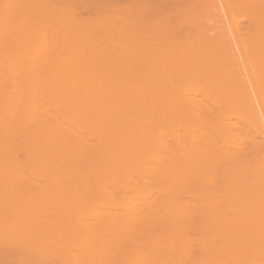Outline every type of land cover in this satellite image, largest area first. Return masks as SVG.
<instances>
[{"label": "bare ground", "instance_id": "6f19581e", "mask_svg": "<svg viewBox=\"0 0 264 264\" xmlns=\"http://www.w3.org/2000/svg\"><path fill=\"white\" fill-rule=\"evenodd\" d=\"M242 1L239 14L236 0H207L204 37L153 45L127 19L101 42L49 0H0V243L101 264L110 230L200 223L263 235L264 28L239 18L264 23V0ZM138 250H117L118 264L153 263ZM249 252L242 264H264Z\"/></svg>", "mask_w": 264, "mask_h": 264}, {"label": "rangeland", "instance_id": "374dc122", "mask_svg": "<svg viewBox=\"0 0 264 264\" xmlns=\"http://www.w3.org/2000/svg\"><path fill=\"white\" fill-rule=\"evenodd\" d=\"M149 1L155 2L154 5H156V7L153 5L151 10L148 9L145 4L146 0L143 2L133 0H70V2L69 0H49V3L52 4L53 7H57L65 11L68 10V13H72V17L77 22L89 28L93 34V38L101 42H104L107 38V29L116 28L117 25L115 24H118V22L123 19H127L129 23L137 24L139 26L138 34L146 36L147 42L153 45H162L164 43H185L202 38L205 33L208 32L206 29V26L208 25V22L206 21L207 0ZM160 2L161 4H165L161 5ZM168 3L170 4L168 5ZM235 3L239 6V14L240 12L244 13L248 11V7H246V4L242 0H236ZM171 4L173 5L171 6ZM160 5L167 9L164 10L161 7L159 8ZM261 15H264V11L261 12ZM239 20L242 21H240L241 26L246 30H250V32H256L260 28H264V23L258 22L249 14H247L246 17L241 16ZM106 21L110 22L108 23V26L105 23ZM114 21H116V23ZM195 25L196 28L194 27ZM193 30H195V32ZM190 31H193L195 35ZM174 32L176 33L175 37L173 35ZM199 98H201V95ZM205 100L207 99L203 98L204 104L216 114L218 110L217 107L212 105L210 101ZM250 135L253 137V140H257L252 133ZM243 150L245 153H249L247 154L249 158L245 161V163L241 164V168H244L247 171L246 177L253 180L256 178L258 162L254 157H252V153H250L252 151V141L250 139L244 140ZM89 186H91L92 192L94 193L92 188L94 185L89 182ZM65 189L69 191L72 196L79 193L78 187L74 185L68 186L65 184ZM111 190L117 198V196H119L118 189L112 187ZM93 195L96 196V198L99 197V201L103 199V196L98 195V193ZM183 199L186 200L187 198L183 197ZM194 201L200 205L198 200ZM181 225L182 224L178 225V227ZM229 226L231 228H229ZM173 227L174 226L171 224L142 225L140 228L133 229L132 231L110 230L106 233H102L100 240L97 241V244L104 247L101 264H106L105 262H107V264H111L112 261L118 264L122 258L121 255L115 253L125 252L134 244L136 248H139V256L142 255L141 257L144 256L143 258H146L145 260L153 261L152 264H230V262L232 264H242L243 261L246 262L250 258L246 254L249 251V253H251V250L253 251L251 255L256 252L258 256L257 259H259L261 263H264V246H262L264 244V234L258 236V233L247 225H228L224 226L223 229L220 230L216 228L219 227L218 225L210 226L200 223L183 224V226H181L182 228H179L180 230H175ZM189 232L191 233L189 234ZM163 237L164 239L166 237V239L164 240ZM46 238L49 240L50 237ZM256 238H258V241ZM154 240L157 242L156 245ZM159 240L160 242H158ZM193 240L195 242H193ZM20 244L14 246L9 242H1L0 248L3 245L4 246L3 250L0 249V264H29L30 260L28 261L29 263H27L26 258H32V264L37 261V264H67V261L63 257H60L58 254L55 255L54 252L46 254L45 247H39L34 244L31 245L32 243H26V245ZM22 245H25L24 248ZM256 245L259 249H257ZM26 246H29V248ZM6 247L10 249H7ZM225 247H228L227 249H235L241 253L238 254L233 261V256L228 254ZM260 247L262 248L260 249ZM18 249L19 252L17 251V254L14 251ZM40 252L42 253L41 255ZM37 253L39 257H37ZM27 254L29 255L27 256ZM50 254L52 255V258L47 256ZM109 254L115 255L113 257H109ZM33 258H37V260H34ZM53 258L57 262L54 261ZM21 259H24V262Z\"/></svg>", "mask_w": 264, "mask_h": 264}]
</instances>
